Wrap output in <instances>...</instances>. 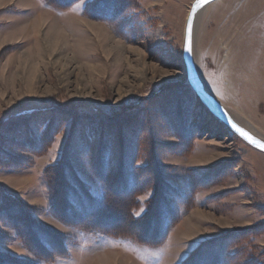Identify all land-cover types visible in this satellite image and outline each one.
<instances>
[{
  "label": "rangeland",
  "instance_id": "rangeland-1",
  "mask_svg": "<svg viewBox=\"0 0 264 264\" xmlns=\"http://www.w3.org/2000/svg\"><path fill=\"white\" fill-rule=\"evenodd\" d=\"M189 7L0 0V264H264V153L187 84ZM197 19L203 87L264 142V0Z\"/></svg>",
  "mask_w": 264,
  "mask_h": 264
},
{
  "label": "water",
  "instance_id": "water-1",
  "mask_svg": "<svg viewBox=\"0 0 264 264\" xmlns=\"http://www.w3.org/2000/svg\"><path fill=\"white\" fill-rule=\"evenodd\" d=\"M215 0H200V6L197 7V0L193 1L190 5L188 15L185 22L184 28V37H183V50H182V61L184 65L186 81L189 85L190 89L195 93L198 100L203 104V106L209 111V113L217 119L220 123L226 126L234 135L242 139L245 143L254 147L264 153V148L258 147L257 145L251 143L248 139H246L243 135H241L240 131L247 133L253 140L260 141L261 144H264L263 141L259 140L247 130L243 129L237 122H235L216 102L215 100L208 94L206 89L203 87L201 80L196 71L193 58H192V33H193V25L195 21V17L197 13L204 8L207 4L213 2ZM191 27V37H190V51L189 49V34L188 29Z\"/></svg>",
  "mask_w": 264,
  "mask_h": 264
},
{
  "label": "trees",
  "instance_id": "trees-1",
  "mask_svg": "<svg viewBox=\"0 0 264 264\" xmlns=\"http://www.w3.org/2000/svg\"><path fill=\"white\" fill-rule=\"evenodd\" d=\"M148 182V181H147ZM111 187H110V192L109 193H106L107 195H106V197L104 196L103 197V199L101 200V201H104V202H101L100 203V205H101V207L100 208H103L104 206H105V204H109V206L107 207L108 209L107 210H111V209H113V208H115V202L114 201H112V200H107V202H105V200L107 199V198H115V196H114V194H113V189H115V184L114 185H110ZM113 190V191H112ZM6 194V193H5ZM89 198V197H88ZM87 202L88 203H90L91 204V198H89L88 200H87ZM2 203H3V201H2ZM127 202H125L124 204H126ZM4 209V206H3V208H2V210ZM99 209V208H98ZM94 210V212H93V214H91V217H93V222H90V225H89V229H98V228H96L95 226L97 225V224H100V219H98L99 217H103V216H105L106 215V210L105 209H103V210ZM9 217V216H8ZM9 218H12L13 219V221H12V225L13 226H16V227H19L18 225H20V224H22V223H24V224H26V226H29V225H31V224H29V221H27L26 219H25V216L21 213V214H19V216L17 215V217L14 219V216H10ZM105 222H106V220H105ZM104 223V222H103ZM93 224H95L94 225V227H93ZM112 225H114V223H112V222H108V223H105L104 224V227L105 228H109L107 231L108 232H110V233H112V234H115V230H117V229H115V228H113V226ZM15 231H17V233H18V230L17 229H15V228H13ZM30 230V229H29ZM98 230H100V229H98ZM103 231V230H102ZM33 236V231L31 230V237ZM125 236H130V235H125ZM2 261H0V263H1Z\"/></svg>",
  "mask_w": 264,
  "mask_h": 264
},
{
  "label": "bare ground",
  "instance_id": "bare-ground-1",
  "mask_svg": "<svg viewBox=\"0 0 264 264\" xmlns=\"http://www.w3.org/2000/svg\"><path fill=\"white\" fill-rule=\"evenodd\" d=\"M200 12V11H199ZM199 12L197 13V15L199 14ZM202 13V12H201ZM201 13H200V15H201ZM197 15H196V17H195V21H194V25H193V35H192V58H193V62H194V57H193V42H194V32H195V29H196V24H197V22H196V19H197ZM199 15V16H200ZM198 20V19H197ZM196 23V24H195ZM96 27V26H95ZM185 28V27H184ZM184 35V34H183ZM194 65H195V62H194ZM195 68H196V65H195ZM196 71H197V68H196ZM197 73H198V71H197ZM198 76H199V74H198ZM199 78H200V76H199ZM198 100V99H197ZM199 101V100H198ZM231 114V113H230ZM239 116V115H238ZM236 118V117H235ZM233 119L235 122H237V123H240V122H238V118H236V119ZM243 119V118H242ZM80 129V128H79ZM256 136V135H255ZM90 146V145H89ZM253 154V156L255 155L254 153H252ZM157 193V192H156ZM189 218H187V220H188ZM118 254H115V257H113V255H111L110 257H111V259L109 258V257H104V261H102L101 262V264H120L121 263V260L120 259H117V256ZM115 258V260L114 261H112L111 262V260L112 259H114ZM127 264H129V263H127Z\"/></svg>",
  "mask_w": 264,
  "mask_h": 264
},
{
  "label": "snow or ice",
  "instance_id": "snow-or-ice-1",
  "mask_svg": "<svg viewBox=\"0 0 264 264\" xmlns=\"http://www.w3.org/2000/svg\"><path fill=\"white\" fill-rule=\"evenodd\" d=\"M197 7L200 6V0H197ZM188 34H189V51H190V37H191V27L189 26V29H188ZM237 131H240L241 132V135H243L246 139H248L251 143L257 145L258 147H261V148H264V144H261L260 141H256V140H253L250 136H248L247 133L243 132L242 130L240 129H237Z\"/></svg>",
  "mask_w": 264,
  "mask_h": 264
},
{
  "label": "crops",
  "instance_id": "crops-1",
  "mask_svg": "<svg viewBox=\"0 0 264 264\" xmlns=\"http://www.w3.org/2000/svg\"><path fill=\"white\" fill-rule=\"evenodd\" d=\"M188 1H189V4L191 5L192 2L195 1V0H188ZM217 1H219V0H215V1L211 2V3H209V4L215 3V2H217ZM189 8H190V7H189ZM188 11H189V10H188ZM187 15H188V13H187ZM183 37H184V35H183ZM183 37H182V38H183Z\"/></svg>",
  "mask_w": 264,
  "mask_h": 264
}]
</instances>
